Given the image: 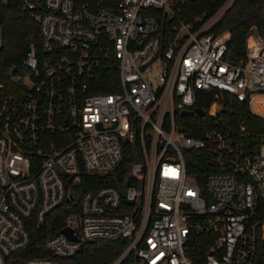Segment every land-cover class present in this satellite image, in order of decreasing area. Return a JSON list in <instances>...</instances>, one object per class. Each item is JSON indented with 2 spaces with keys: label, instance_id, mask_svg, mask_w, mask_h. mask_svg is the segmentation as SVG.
Masks as SVG:
<instances>
[{
  "label": "built area",
  "instance_id": "1",
  "mask_svg": "<svg viewBox=\"0 0 264 264\" xmlns=\"http://www.w3.org/2000/svg\"><path fill=\"white\" fill-rule=\"evenodd\" d=\"M192 1L21 0L42 50L32 43L8 66L12 82L0 69V264L29 242L30 216L42 221L61 204L76 209L44 238L50 254L24 264H68L99 237L124 240L107 264H264V130L176 126V113L210 88L264 119V35L250 30L235 62L211 29L233 0L186 19L180 10ZM213 104L200 115L220 119ZM193 150L206 158L208 197L191 171ZM91 173L116 182L83 188L72 206ZM202 231L208 249L196 262L187 246Z\"/></svg>",
  "mask_w": 264,
  "mask_h": 264
},
{
  "label": "trees",
  "instance_id": "2",
  "mask_svg": "<svg viewBox=\"0 0 264 264\" xmlns=\"http://www.w3.org/2000/svg\"><path fill=\"white\" fill-rule=\"evenodd\" d=\"M223 0H195L182 5L180 15L186 19H192L196 14L206 12L212 13ZM160 20V18H159ZM161 27L167 35L172 33L168 20L162 19ZM0 24L3 27V42L0 46V69L5 81L12 82L13 79L7 72L9 65H18L25 51L32 43L37 45L41 52V34L37 19L29 14L21 0H0ZM211 29L225 35L227 40V54L239 62L245 55L246 36L248 32L255 29L264 35V0H233L223 11ZM100 89L111 90L114 86L101 85ZM214 101H220L223 109L218 114L220 119L198 114L194 107L200 105L209 109ZM176 126L191 134L199 135L210 126H221L231 128L244 123L247 129L264 130V119L250 111L248 105L239 100L233 93L219 88H210L198 91L196 100L188 110L176 113ZM191 171L196 181L202 188V192L208 197L204 187V179L209 168L203 155L192 151ZM134 157L127 153L120 167L125 165L129 159ZM121 169V168H120ZM113 174L99 175L91 173L84 176L83 180L76 185L70 201L72 206L77 204L80 193L85 187H96L100 183H115ZM69 209L62 204L52 208L42 221H37L34 215L26 220L30 233L27 245L19 250L13 251L7 259L6 264H24V259L34 254H50L44 246V238L57 232L61 226L64 214ZM188 242L187 253L194 261H198L200 254L208 249L207 235L209 232H195ZM124 245L122 238H94L84 242L79 250L72 256L63 258L68 264H107L110 259Z\"/></svg>",
  "mask_w": 264,
  "mask_h": 264
},
{
  "label": "water",
  "instance_id": "3",
  "mask_svg": "<svg viewBox=\"0 0 264 264\" xmlns=\"http://www.w3.org/2000/svg\"><path fill=\"white\" fill-rule=\"evenodd\" d=\"M195 111L198 113V114H203L205 112V108L200 106V105H196L194 107ZM223 109V104L221 102H215L213 104V110L219 112ZM187 109L184 108L181 110V112H185ZM62 230H64L69 236L73 237V238H76V235L74 233H72V228L68 225H64Z\"/></svg>",
  "mask_w": 264,
  "mask_h": 264
},
{
  "label": "rangeland",
  "instance_id": "4",
  "mask_svg": "<svg viewBox=\"0 0 264 264\" xmlns=\"http://www.w3.org/2000/svg\"><path fill=\"white\" fill-rule=\"evenodd\" d=\"M14 66V65H13ZM10 70H12V67H10ZM14 77H17V74H13Z\"/></svg>",
  "mask_w": 264,
  "mask_h": 264
}]
</instances>
